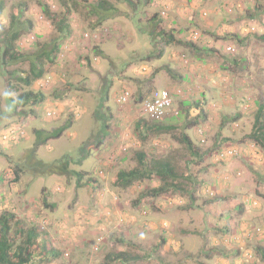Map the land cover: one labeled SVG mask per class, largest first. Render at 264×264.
Instances as JSON below:
<instances>
[{"label":"rangeland","instance_id":"obj_1","mask_svg":"<svg viewBox=\"0 0 264 264\" xmlns=\"http://www.w3.org/2000/svg\"><path fill=\"white\" fill-rule=\"evenodd\" d=\"M97 1L106 5L94 14ZM0 3V218L10 238L35 228L39 252L60 253L41 264H105L119 252L127 260L107 264H264V236L255 235L264 230V131L254 125L264 101V0ZM18 30L19 52L61 44L30 87L17 79L26 62H1L3 39ZM165 89L172 105L154 124L142 102ZM25 91L44 99L16 106ZM62 126L33 151L37 131ZM139 154L166 161L174 177L114 185L118 171L140 169Z\"/></svg>","mask_w":264,"mask_h":264},{"label":"trees","instance_id":"obj_2","mask_svg":"<svg viewBox=\"0 0 264 264\" xmlns=\"http://www.w3.org/2000/svg\"><path fill=\"white\" fill-rule=\"evenodd\" d=\"M106 5V2L100 1L98 3L95 2L92 6V13L96 14L98 11V8H104ZM25 8V4L18 5L17 10H19V14L16 18L12 17L11 23L13 24L14 19H18L20 16H22V9ZM41 11L47 15H49V11L46 8H42ZM2 12V3H0V15ZM264 13V11H263ZM61 21L60 23H56V29L59 33H64L63 36H67V31H69V27L66 26L65 23ZM10 29V28H9ZM11 33V34H10ZM8 34V37L3 39V47L2 49V58L1 62L6 64L7 61L9 63H16V62H26L28 66V70L21 73L20 77H17L18 81L25 87H30L34 82H36L39 79H43L44 74V63L45 62H53V58L55 53L58 49H60L61 44H57L56 40L53 39L49 44L46 43H36V47L38 48L37 52H33L30 54H26L19 49V51L16 48V41L20 38V35L22 34V30L18 31H11ZM257 39L261 42H264V34H258ZM239 43H242L241 40L238 41ZM258 59H256V62ZM241 62V59H234L233 63L235 65L239 64ZM83 64L86 66L89 64L87 60L83 62ZM173 69V66L171 67ZM181 77V75L179 76ZM156 91V90H155ZM154 91V92H155ZM153 93V92H152ZM151 93V94H152ZM150 94V95H151ZM148 98V97H147ZM44 99V96L39 93H34L32 91H25L21 94H19L16 98V106L18 107H25L29 104L36 105L38 103H41ZM145 100V99H144ZM172 105V104H171ZM196 106V104H194ZM189 108L187 105L186 108ZM169 110V109H168ZM167 112L164 114V117L166 116ZM164 117L161 120H149L150 122L154 124H158L164 120ZM193 120L197 121L198 117H195ZM255 127L257 128L258 125V131L262 132L264 131V101L261 102L256 109L255 112ZM68 127V126H67ZM66 126H62L60 128H57L50 134H45L42 131L36 132V142L33 148V151L37 150L41 145L45 144L46 141H49L51 139H58L62 136V134L67 129ZM164 126L157 125L155 126L156 129H166L163 128ZM251 138L255 137V133L251 134ZM259 139V137H257ZM184 143L185 145L191 149L192 148V142L188 137H184ZM221 153V152H219ZM218 153V154H219ZM138 164L140 166V169H133V170H120L117 172L116 176L112 180V183L118 187L121 188H127L129 186H132L135 182L143 180L146 177H150L151 175H155L159 177L161 180H164L165 178H172L174 177L173 169L171 166L164 160H158L154 158H147L144 156V154L137 155ZM66 167V164L64 165ZM19 179V170L14 171V182L16 183ZM165 182V181H164ZM164 186L152 189L151 193L153 197H156L163 193ZM218 200V199H216ZM224 201V200H223ZM0 264H41V262H49L52 259L59 258L60 253H58L55 250L48 249L45 250V248L42 246L41 250L39 252V248L36 247V239L38 237V232L35 228H31L30 230H27L25 233V239L21 240L19 243H16V240L14 238H10L9 231L10 226L9 222H7V218L5 215H2L0 218ZM22 233L19 234V238ZM257 251L260 253L261 258L264 260V250L261 247L257 248ZM120 259L126 261V254L124 252H119L115 254H109L105 257V264L114 262V261H120Z\"/></svg>","mask_w":264,"mask_h":264},{"label":"built area","instance_id":"obj_3","mask_svg":"<svg viewBox=\"0 0 264 264\" xmlns=\"http://www.w3.org/2000/svg\"><path fill=\"white\" fill-rule=\"evenodd\" d=\"M226 50L231 53L235 51L232 47H228L226 48ZM128 95L129 93L127 92L125 97L121 98V100L125 101ZM171 104V95L167 89L159 92L155 91L142 102V112L144 116H147L151 120H161L164 117L166 111L170 108ZM201 143H204V140L201 139ZM225 153L226 156H234L237 154L232 151H224L223 153H221V156H225ZM255 233V235H258L260 238L264 236V230L260 228L256 229Z\"/></svg>","mask_w":264,"mask_h":264},{"label":"crops","instance_id":"obj_4","mask_svg":"<svg viewBox=\"0 0 264 264\" xmlns=\"http://www.w3.org/2000/svg\"><path fill=\"white\" fill-rule=\"evenodd\" d=\"M168 6H169V8H170L169 10H171L172 13H173V2H168ZM171 20L173 21V18H172ZM171 27H173V23L170 22V27H168V29L171 28ZM164 28H165V27H164ZM164 28H163V29H164ZM154 45L156 46L157 44L154 43ZM170 45H171V44H170ZM155 46H154V47H155ZM78 209H81V208H78Z\"/></svg>","mask_w":264,"mask_h":264},{"label":"clouds","instance_id":"obj_5","mask_svg":"<svg viewBox=\"0 0 264 264\" xmlns=\"http://www.w3.org/2000/svg\"><path fill=\"white\" fill-rule=\"evenodd\" d=\"M164 14H165V13L162 12V15H164ZM86 36H87V35H86ZM95 249H97V248H95Z\"/></svg>","mask_w":264,"mask_h":264}]
</instances>
